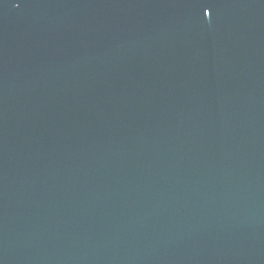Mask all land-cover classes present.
Here are the masks:
<instances>
[{"label": "water", "instance_id": "1", "mask_svg": "<svg viewBox=\"0 0 264 264\" xmlns=\"http://www.w3.org/2000/svg\"><path fill=\"white\" fill-rule=\"evenodd\" d=\"M0 264H264V0H0Z\"/></svg>", "mask_w": 264, "mask_h": 264}]
</instances>
